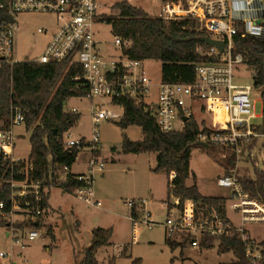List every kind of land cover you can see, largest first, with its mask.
I'll return each instance as SVG.
<instances>
[{
	"label": "built area",
	"instance_id": "1",
	"mask_svg": "<svg viewBox=\"0 0 264 264\" xmlns=\"http://www.w3.org/2000/svg\"><path fill=\"white\" fill-rule=\"evenodd\" d=\"M105 5L99 0H0V71L19 62L15 56L18 16L30 13L54 15L61 22L59 27L51 33L43 53L28 61L42 65L69 61V65L78 66L83 75L76 77L75 81H84L87 98L98 101L91 109L90 139L74 138L71 130L62 136L66 149L91 152L87 172L74 175L71 167L64 166L54 172L50 181L54 178L62 183L73 178L83 183L73 194L89 206L102 207L95 191L96 177L103 175L106 167L97 155L101 143L98 127L102 121L119 122L123 119L125 107L115 104L114 99L128 98L137 106H143L155 117L164 134L183 130L191 117H196L194 107L199 103L198 112L210 117L208 124H199V143L218 147L233 158V167L218 177L216 184L229 190L227 203L231 201L241 225L236 226L228 216L220 215L215 207H203L193 199L175 196L165 204L166 220L158 224L153 220L145 199H126L124 204L129 210L133 243L139 229L151 230L157 225L163 226L167 235L185 236L186 242L196 249H202L206 239L228 238L238 232L245 246L246 259L250 264H260L262 247L252 239L245 225L264 223V206L242 190L237 168L241 157L254 150L250 149L251 146L264 139L262 122L255 123L259 117L255 114L254 92L261 95V91L255 86L237 84L235 78L243 67L250 71L253 79L255 77L244 56L237 52L236 38L264 39V0H162L157 17L165 21H191L199 31L207 34L206 37L223 42L224 50L210 45L198 46L197 53L206 60L195 64L194 81H161L156 84L158 94L155 100L151 98L155 85L148 76L144 61L132 60L122 53L130 42L114 38V45L121 51L118 59L106 57L101 52L94 28L97 24L107 23L108 18L101 11ZM38 32L49 33L43 28ZM112 105L118 112L112 110ZM70 112L79 114L77 108ZM184 118L188 121L184 122ZM25 121L24 112L17 107L11 110L9 127L0 121V157L8 163L12 173L10 197L0 201V221L6 225L11 247L21 250L18 252L20 256L43 235L47 211L43 201L48 193V187L41 181L29 179L33 171L30 158L15 157L17 135L14 129L25 125ZM259 162L258 170L264 172V149ZM176 177L175 172L170 173L172 186ZM7 256L0 252L1 258ZM12 258L8 264H16Z\"/></svg>",
	"mask_w": 264,
	"mask_h": 264
},
{
	"label": "trees",
	"instance_id": "2",
	"mask_svg": "<svg viewBox=\"0 0 264 264\" xmlns=\"http://www.w3.org/2000/svg\"><path fill=\"white\" fill-rule=\"evenodd\" d=\"M113 8L119 11V15L108 18L107 24L112 26L114 37L131 43L128 48L122 49L124 56L132 60L159 61L161 81L164 83L194 81L195 64L206 60L197 53L198 46L207 47L201 41L202 37L207 36L205 32L199 31L191 21H165L150 16L127 0L117 2ZM236 49L255 73L254 86L261 91L263 103L261 130L264 132V39L236 38ZM82 75L81 68L69 65V61L43 65L31 61L18 62L0 71V121L9 127L11 110L17 107L25 114L27 128L38 122L30 136L29 158L33 171L29 179L41 181L48 189L59 186L73 193L83 184L73 178L62 183L54 178L50 181L54 172L64 166L72 167L80 152L75 148L66 149L62 136L80 120V114L66 111L65 107L71 98L87 97L88 89L84 81H75L76 77ZM114 103L125 107L123 119L117 122L122 131L135 125L141 128L143 135L142 140L132 141L123 133L122 151L125 154L155 153L157 166L153 172L164 171L168 176L171 172L176 173L173 186L168 181L167 201L172 196L190 198L203 207H215L220 215L227 216L226 198L202 195L196 178L193 179V185L187 186L191 154L199 144L200 125L196 118L191 117L183 130L164 134L159 130L155 117L143 106H137L128 98L114 99ZM255 147L256 143L250 149ZM11 174L8 163L0 157V201L10 197ZM237 175L242 190L264 206V172L255 167L254 177L239 172ZM43 206L48 208V194L44 196ZM0 226L6 225L0 222ZM112 235L113 229L95 228L90 245L83 250L80 264H99L98 250L111 244ZM166 241L173 247L177 245L170 240ZM216 242L219 243V255L232 253L235 259L222 264H250L238 232L228 238L206 239L202 248H212ZM259 245L262 247L260 264H264V240ZM127 252L128 247H124L121 256H126ZM110 262L115 264V259ZM131 264H142V260L135 258Z\"/></svg>",
	"mask_w": 264,
	"mask_h": 264
},
{
	"label": "rangeland",
	"instance_id": "3",
	"mask_svg": "<svg viewBox=\"0 0 264 264\" xmlns=\"http://www.w3.org/2000/svg\"><path fill=\"white\" fill-rule=\"evenodd\" d=\"M99 1L101 4H106L101 10L104 16L107 18L118 17L119 11L114 9L113 6L122 0ZM130 1L133 5L142 8L153 17L158 16L162 2V0ZM60 23L59 19L54 15L41 13L19 15L15 47L17 60L23 62L40 56L44 51L48 36L45 33H39L38 29L43 28L52 33L59 27ZM94 31L96 40L100 42L101 52L106 57L112 56L118 59L121 51L114 45L115 37L112 32V26L107 23L97 24ZM144 65L148 76L155 85L151 96L152 100H155L158 94L156 84L161 82V65L156 60L144 62ZM235 83L254 86L250 71H247L244 67L238 72ZM254 98L256 100L255 114L259 117L255 120V123L260 124L263 116V103L258 91L254 92ZM97 102L87 97H79L71 98L67 103L66 111L77 108L80 114L79 123L71 129L74 138H91V109ZM198 106L199 103H196L194 107L197 119L205 118L207 122H210L208 114L198 112ZM112 110L118 112V109L113 105ZM37 123L31 128H27L24 125L16 130L19 136L15 157L26 159L30 155V136ZM201 123L204 124L206 122H199V124ZM98 131L105 156L107 157L109 154L117 159L116 164L112 167V172L106 176L105 186L104 184L102 185L105 196L112 199V225L116 227L115 234L112 237L114 246H112V256L109 254L110 252L105 253L103 249L98 252L99 264H111L110 260L117 258L113 250L115 248L117 250L119 246H122V248L124 246L128 247V256L119 259L116 264H127L131 258H140L142 264H222L235 260L232 253L218 254V242L212 248L196 249L190 246L186 242L185 236L181 234H169L167 235L168 239H166L165 228L161 225H157L151 230L144 227L139 229L137 240L132 243L129 222L121 216L120 206L124 203L123 201L121 202L122 198L128 197L127 192L133 185L146 189L152 186L153 189L159 190V195L164 194L167 190V177L165 174L156 176H149L148 174L145 176L140 170L137 171V174L131 171L134 169L133 164H137L143 169L147 168L149 171L150 168L155 166L156 155L154 153L143 155L123 153V131L116 121H102ZM125 134L134 141L140 140L142 137L141 129L138 126L129 127ZM263 149L264 139H260L249 155L246 154L241 157L237 171L249 177H254V169L255 166L259 169V160ZM224 154L226 153L218 147L209 146L206 148L198 144L191 154L190 177L187 180V184L193 185V179L196 178V184L204 196L227 198L230 194L229 190L221 189L216 184L217 178L223 176L228 170L227 165L221 160V156ZM84 156L85 154H83L82 158ZM78 165L81 169L84 168L83 162ZM97 185L98 179L96 187ZM49 194L51 208L48 212L47 221L46 223L44 221L43 224L45 225V229L42 231L43 235L22 251L23 256L19 255L18 252L21 251L19 248L11 247L5 227L0 226V252L8 255L6 258L0 257V264H8L12 257L18 264H80L83 259L84 248L91 243V230L104 220V215L96 207L89 206L79 200L74 194H62L59 187H51ZM103 201L105 205V200ZM162 204L160 203L159 208H155L153 211V220L156 222H164L167 218L166 206L162 207ZM73 210H77L80 217ZM227 216L236 226L241 225V219L234 213L232 203L229 200L227 203ZM245 227L256 243H261L264 240V223H248ZM166 240L175 241L178 244L173 247Z\"/></svg>",
	"mask_w": 264,
	"mask_h": 264
},
{
	"label": "crops",
	"instance_id": "4",
	"mask_svg": "<svg viewBox=\"0 0 264 264\" xmlns=\"http://www.w3.org/2000/svg\"><path fill=\"white\" fill-rule=\"evenodd\" d=\"M123 1V0H122ZM127 1H129L130 3H131V1L130 0H127ZM132 4V3H131ZM133 5V4H132ZM135 6V5H134ZM145 11V10H144ZM53 33V32H52ZM47 41H46V43H45V46H46V44L48 43V41H49V39H50V37H51V33H48L47 34ZM147 61H150V60H147ZM147 61H144V62H147ZM21 62V61H20ZM23 62H25V61H23ZM159 64L161 65V63L159 62ZM155 99V98H154ZM196 118V120H197V122L199 123V122H201V121H205L206 123H204V124H208L209 122H207V120L205 119V118H202V119H197V117H195ZM80 121V120H79ZM79 121H78V123H79ZM77 123V124H78ZM76 124V125H77ZM75 125V126H76ZM22 126H24V125H22ZM132 126H135V125H132ZM19 127H21V126H19ZM19 127H16L15 129H14V132H15V134L17 135V140H18V136H19V134L16 132V130L19 128ZM129 127H131V126H129ZM128 127V128H129ZM128 128H126L124 131H123V133H125V131H127V129ZM140 128V127H139ZM141 129V128H140ZM32 133V132H31ZM141 133H142V131H141ZM142 138H143V135H142V137L140 138V140H142ZM131 140V139H130ZM122 141H123V139H122ZM132 141H134V140H132ZM136 141H139V140H136ZM100 145L101 146H99V151H98V153H97V155L99 156V158H101L104 162H105V164H106V167H105V172H104V174L103 175H101V176H97L96 177V181H97V179H98V185H97V187H96V183H95V191H96V197L100 200V201H103V200H105V205H104V201L102 202L103 203V205H102V207H100V208H97V210H99L100 212H101V214H103L104 215V217H103V221L102 222H100L96 227H93L92 228V230H91V233H92V231L95 229V228H103V229H113V235L115 234V229H116V227L114 226V225H112V199H109V198H107L106 196H105V193H103V189H102V185L104 184V186H105V182L107 181V174H109V173H111L112 172V167H113V165H115L116 164V161H117V159L113 156L112 157V155H109L108 154V156L106 157L105 156V154H104V151H103V147H102V144L100 143ZM115 149V148H114ZM124 153V152H123ZM83 154H85V156H84V158H82V156H83ZM143 154H146V153H143ZM142 154V155H143ZM149 154V153H148ZM155 154V153H154ZM139 155H141V154H139ZM156 155V162H155V166L153 167V168H150L149 169V171H148V169L147 168H140L139 167V165H137V164H133V166H134V169L133 170H131L132 172H135L134 174H137V171L138 170H140V171H142L141 173L143 174V175H148L149 174V176L151 175V176H156V175H159V174H165L166 175V177H167V188H168V181H169V176H168V174L166 173V172H164V171H161V172H153V170L156 168V166H157V154H155ZM30 156V155H29ZM28 156V157H29ZM79 156H81L80 158H79ZM90 157H91V152L90 151H88V150H82V151H80L79 153H78V156H77V159H76V162L74 163V165L71 167V172L74 174V175H77V174H85L86 172H87V170H88V161H89V159H90ZM17 158H19V157H17ZM19 159H22V158H19ZM80 160H82V161H80ZM83 162V164H84V168H80V166L78 165V164H80V163H82ZM137 167H139V168H137ZM149 172V173H148ZM188 180V179H187ZM187 186H191V185H188L187 184ZM56 187H59V186H56ZM53 188V187H52ZM60 189H61V192H62V194H71V193H68V192H66V191H64L61 187H59ZM50 189V188H49ZM49 189H48V208H47V211H46V215H45V218L44 219H46V220H44L45 221V223H46V221H47V218H48V212H49V209L51 208V203H50V194H49ZM168 190V189H167ZM166 190V192H164V194H161V195H159V190H157V189H153V187L152 186H149V188L148 189H146V188H143V187H139V186H137V185H133V186H131V188L128 190V194H127V198H122V200H121V202L123 201V202H125V200L126 199H145L146 201H147V207H148V209L151 211V213H152V217H153V211L155 210V208H159V204L160 203H163L162 204V207H164L165 206V204H166V202H167V198H168V191ZM73 194V193H72ZM203 195V194H202ZM208 197V196H207ZM229 197V195L227 196V198ZM80 200V199H79ZM83 202V201H82ZM124 203H122V205L120 206V208H121V216L124 218V219H126L128 222H129V219H128V215H129V210L127 209V207L125 206V204L123 205ZM160 208H161V206H160ZM73 212L78 216V217H80V215H79V213H78V211L76 210V211H74L73 210ZM158 224H163V222H157ZM129 225H130V222L128 223ZM49 226H51V225H49ZM130 234H131V232H130ZM6 235H7V237H8V233H7V230H6ZM52 235H53V233H52ZM113 235H112V237H113ZM166 236V239H168V237H167V234L165 235ZM132 237V236H131ZM131 241H133L132 239H131ZM173 242H175V241H173ZM111 244L109 245V246H107V247H102V248H100L99 250H98V252L99 251H101L102 249H103V251H105V253L106 252H110L109 254L112 256V246H114V243L112 242V239H111V242H110ZM133 243V242H132ZM175 243H177L178 244V242H175ZM124 247H127V246H124ZM123 247V248H124ZM87 248V247H86ZM86 248H84V249H86ZM122 248V246H119V248L116 250V248L113 250L114 252H115V256H117V258L115 259V264L117 263V261H119V259H121V258H124V257H127L128 256V252H127V254H126V256H121V252H122V250H123V248ZM97 255H98V253H97ZM97 259H98V256H97ZM132 260L133 259H130L129 260V262L127 263V264H131V262H132ZM98 261H99V259H98ZM100 262V261H99ZM16 264H18V262H16Z\"/></svg>",
	"mask_w": 264,
	"mask_h": 264
},
{
	"label": "water",
	"instance_id": "5",
	"mask_svg": "<svg viewBox=\"0 0 264 264\" xmlns=\"http://www.w3.org/2000/svg\"><path fill=\"white\" fill-rule=\"evenodd\" d=\"M201 41L207 45L217 47L220 51L224 50V43L223 42L216 41V40L210 39L208 37H202ZM183 120H184V122H187L188 118H184ZM199 145H202L206 148L209 147L208 145L203 144V143H199ZM221 160L227 165L228 169H231L233 167V158L231 155L224 154L221 156Z\"/></svg>",
	"mask_w": 264,
	"mask_h": 264
}]
</instances>
